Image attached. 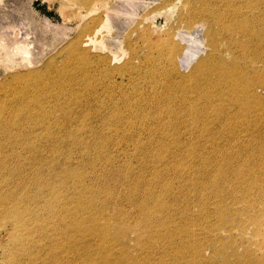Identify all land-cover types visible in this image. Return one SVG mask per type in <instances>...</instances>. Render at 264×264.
I'll use <instances>...</instances> for the list:
<instances>
[{
  "label": "bare ground",
  "instance_id": "bare-ground-1",
  "mask_svg": "<svg viewBox=\"0 0 264 264\" xmlns=\"http://www.w3.org/2000/svg\"><path fill=\"white\" fill-rule=\"evenodd\" d=\"M117 1L120 0H65V7H67L65 9H69L70 17L77 22L76 29L83 31L82 37L90 33L83 40L82 45L87 46L96 43L97 35L96 32H93L95 27L98 28L100 25L110 26L109 5ZM175 1L181 3V10L176 20L178 23L176 33L166 34L162 37L163 41L161 43H159V37L154 38L149 33H142L137 37L138 41L135 43V48L142 46L140 51H143V53H141V56L132 55L129 61V63L135 62L130 69H133L136 74L124 75L125 71L122 69L126 70L125 66L118 68L117 71L111 69L108 61L115 59V54L111 55L112 58L108 56L96 57L95 66L97 70L95 71H97L99 80H102V82L100 83L101 89L94 86V96L92 95V98L95 99L99 92L106 93V95H100L99 104H96L99 101L98 97L95 99V111L101 114L100 118L97 119L100 124H103L104 130L123 129L132 125V132L130 134L122 132L120 134L121 139L138 140L139 134H134V129L140 126L148 129L152 126L154 127V133H149V139L167 140L173 136L169 128L170 124L174 123L175 125H187L194 129L192 138L195 141L215 143L212 153L218 156L221 154L228 159L226 162L216 165V168L220 171V177L222 179L229 178L232 182L235 180L236 189L220 186V183H218L219 177L215 174L212 175L217 170L212 168L211 162L213 160L210 158V152L202 148L200 153L203 157L202 155L199 156L198 159L200 160L197 165L203 167V172H201L204 176L202 187L196 188L194 184L190 183L188 187H192L191 189L188 191L179 189V192H187L197 198L199 196L203 197L202 190L209 184L212 185L215 192V187H219L223 195L234 196L232 207H227L223 203L218 205L217 213H213L214 216H218V223L215 226L217 233L212 241L204 244V246L207 245L206 247H212L215 256H219L216 249L217 242L221 246L226 244V248L230 249V252L223 258V264H229L231 259H238L235 244L238 241L243 242L244 235L250 234L249 227L252 229V245L255 246L251 253L254 254L256 250L264 251V175L262 173L249 174L251 172L256 173L259 168L264 171V0ZM131 5L124 4V8H122L124 15L129 16L131 9H128V7H132ZM96 8L97 10H104L92 18L90 23L83 24L81 21L83 17L94 13ZM173 8L171 7L172 10ZM185 8L186 13L182 14ZM4 22L7 23L6 30L9 31L12 25L11 22L5 19L2 20L1 24ZM179 31L183 34H179ZM201 33L203 34L201 35ZM15 38V32L12 30L7 33V36L5 34V37L3 32L0 33V49L5 51L6 43L12 44ZM110 40L113 39L110 38ZM79 41L72 42L65 50L69 56H72L71 60L82 64L84 74H86L84 78H87L86 68H89L93 61L84 52L76 53V50L81 48ZM100 47H102L101 44ZM20 49V57L30 63L29 59L31 60L33 57L31 51L26 50L27 48ZM108 49L111 48L108 47ZM0 56L4 61L3 65H6L11 57L8 52ZM195 61L196 63L193 65ZM146 64L147 70L143 72L142 68ZM179 66H188V70L181 71ZM46 71L44 69L43 71L31 73L33 74L32 78H40L39 76ZM185 71H189L188 74H184ZM118 73L120 75L118 76L119 83H117L116 77L113 78L114 74ZM25 78H28V75L17 73L12 75L11 80L8 79V81L17 82L22 87ZM147 79H150L156 85V88L150 94L157 92L158 85L166 86V88L171 87V85L176 84L175 79L178 80L181 90L166 94L161 93L154 99H150L151 101L146 98L141 99L140 103L143 102L154 108L152 116L151 113L142 108V104H138V111L132 115L129 113L127 116L122 114L113 117L115 110H118L116 103L123 104L124 111L127 112V109L130 111L134 100L126 91L119 92L120 94L117 96L114 88L117 85H123L127 81L128 90H133V92L144 91L142 88ZM104 80H108L110 83L104 84ZM58 85L61 95L65 96L64 87L61 84ZM3 86L4 84H1L2 88ZM66 91L69 90L66 89ZM29 92V87L19 88L18 91L15 90L14 92V94L17 93L18 99L15 101L11 114L14 116L23 114V120L16 121L12 118L10 121L8 118H0V126H6L0 129V193L2 194H0V232L7 237V243L1 248L4 256L1 263L78 264L77 258L80 257H83V262L94 261L100 250L95 252L97 253L95 257H91L93 253L86 255L89 251H86L84 255L80 252L78 257V253L74 248L81 240V238H77V235L86 240H95L97 232L95 229H84L83 222L79 221L77 212L69 208V199L65 195L64 190L66 187L64 183L55 185L59 177L47 178L50 176L47 175L48 171L51 169L55 171V169L49 165L46 158L41 156L44 151L39 145L32 142V138L28 135L29 132L25 131L26 124L33 122L35 125L37 124L36 117H32L31 111L36 110L37 112V109L42 107L41 102H38V100L29 105L26 103L21 107L24 96H27ZM169 97H175L181 102L184 100L182 103L180 102L181 112L173 109L176 100ZM59 100L62 99L56 100L55 104ZM158 100L165 102L157 106L160 102ZM63 106L65 104L59 102L56 105L58 110L53 108L50 111L64 114L63 117H66L64 119L65 123L69 120L70 113L68 110L63 109ZM23 108H26V111ZM187 108H189V112L186 111ZM50 111L48 112L45 109L41 112V115L45 117L48 113H51ZM145 115H148V117L143 118ZM167 118H172V120L170 121ZM134 125L138 126L135 127ZM155 129H160L161 132L158 133ZM51 132L50 129L47 131V137L51 135ZM217 140L224 143V146L216 143ZM251 142L259 143L256 147L258 152H255V155L258 153L259 156L256 167H254V164H250V159L243 160L246 161L243 163L239 162L242 161L247 152L240 144L249 145ZM175 143L179 144V141H175ZM163 147L161 151L173 153L168 151L167 144L163 143ZM3 149L5 150L2 151ZM196 161L197 159L192 161L191 166L175 167L167 165L165 169L170 172V176L181 171L196 173L193 171ZM149 165L150 163L147 160L142 161L144 169L150 167ZM34 166L37 175L31 178L30 175L33 173ZM223 166H225L224 169ZM236 170L245 172L234 177L231 173L235 174ZM153 171L158 179L154 180V184L151 182L144 192L145 198L152 206L143 204L144 207H141V204L132 201L135 207H139L136 214L139 221L133 230L140 238L144 236L142 234V232L144 233L143 230H145V233H151L153 232L151 226L157 224L158 227L167 224L160 222V217H162L160 215L165 214L168 222L174 220V213L172 214L171 211V201L174 202L172 183L163 181L162 175L157 174V168H153ZM66 172L73 176L76 170L69 169ZM60 178L65 180L61 174ZM206 179L207 181H205ZM214 179H217V181H213ZM182 181L189 182L184 178H182ZM158 183H161L159 187L164 186L166 193L160 194L159 190L157 194L153 192L152 188H157ZM82 188L80 187L77 190L78 197L76 198L77 207L80 210L84 200ZM101 190L103 195L100 203L111 205L114 202L113 219H121L123 216L122 210L119 208V203L115 199L111 188L103 186ZM167 197L170 200L169 204L165 201ZM203 208L204 205L202 204L201 209L203 210ZM186 211H188V208H186ZM68 220L73 221V223L68 224ZM115 226L126 227L123 223L115 224ZM188 226L185 224V227H182V233L175 237L180 241L181 248L179 250H183L188 242L193 241L191 239L193 235L190 222ZM81 228L82 230H80ZM202 233L203 231H200L197 238ZM67 236L70 239H67ZM101 236L102 238H97L99 247L103 244L112 243L109 253L113 259L107 264H114L116 255L113 256L112 251L119 243L109 242L107 234L104 232ZM119 237H123L121 232L118 233L117 238L119 239ZM186 237L190 240L184 241L183 239ZM224 237L228 238L227 241H223ZM168 238H171V235L165 232L160 240H168L169 243H172L175 239ZM155 242L157 240L151 239L148 247L141 243L143 245L142 249L151 255L148 259H155L157 264H177L182 261V257H179V255L173 257L170 254L173 252V247L168 250L167 247H155ZM17 246L21 251L20 255L24 254L26 257L25 262L13 253ZM191 246L194 251L192 257H200L202 249H205L196 247L194 242L191 243ZM99 247L98 249H100ZM71 248L72 256L75 258L74 261L67 260ZM154 251L156 256H154ZM118 258L120 260L119 264H128L122 257L119 256ZM260 258L257 257L251 263H246L243 260L241 264H264V259ZM206 263L207 260L200 259L197 264Z\"/></svg>",
  "mask_w": 264,
  "mask_h": 264
},
{
  "label": "rangeland",
  "instance_id": "rangeland-1",
  "mask_svg": "<svg viewBox=\"0 0 264 264\" xmlns=\"http://www.w3.org/2000/svg\"><path fill=\"white\" fill-rule=\"evenodd\" d=\"M124 4H132V7H128V9H131L129 16L124 15L122 11ZM171 7H174L173 10ZM65 8H67L65 7V0H0V33L3 32V36L5 37V34L7 36V33L12 30L15 32L16 37L12 41V44L6 43V47H4L5 51L0 49L2 51L0 55L8 52L11 56L6 65H3L4 61L2 60V56H0V118H8L10 121L12 118L16 121L23 120V114L16 116L11 114L15 106V101L18 99L17 93L14 94V92L15 90L18 91L19 88L29 87L30 92L27 96H24L21 107L26 103L27 105L35 103L36 100L41 102L42 107L37 109V112L36 110L31 111L32 117H36L37 124L35 125L34 122L26 124L25 131L29 132L28 135L32 138V142H35L34 144L39 145L44 151L41 156L46 158L49 161V165L55 169V171L52 169L48 171L47 175L50 176L47 178L51 179L58 176L59 179L55 185L64 183L66 187L64 190L65 195L69 199V208L77 212L79 221L83 222L84 229H95L97 232L95 236L97 238H102L101 235L104 232L107 234V240L109 242L119 243L112 251L113 256L116 255L114 264L120 263L119 256L126 263L128 262V264H157L155 259H148L151 255L142 249L143 245L148 247L151 239L157 240L155 247H167V250L173 247V252L170 254L173 257L178 255L182 257V261L177 264H197L200 259L207 260L206 264H223V258L230 252V249L226 248V244H222L221 246L217 242L216 249L219 256L214 255L212 247H206L207 245L204 246V244L212 241L215 238L214 235L217 233L215 226L218 223V216H214L213 213H217L218 205L223 203L227 207H232L234 196L223 195L221 189L215 187L217 194L212 189V185L209 184L202 190L203 197L199 196L198 198L187 192H179V189L188 191L192 188L188 187L190 183L194 184L196 188L202 187L204 176L201 172H203V167L197 166L200 160L198 158L202 155L200 153L202 148L210 152V158L213 160L211 162L212 168L213 170H217L212 175L215 174L219 177L218 183H220V186L222 188L228 186L236 189V185H234L236 184L235 180L232 182L229 178L222 179L220 177V171L216 168V165H219L218 163H224L228 159L221 154L218 156L212 153V148L215 143L195 141L192 138L194 129L187 125H175L171 123L169 131L173 136L167 140L149 139V133H154V127L152 126L148 127V129L142 126L134 129V134H139L138 140L129 141L121 139L120 134L122 132L128 134L132 132V125L123 129L115 128L112 130H104L103 124H100L97 119L100 118L101 114L95 111V99L98 97L99 101L96 104H99L100 95H106V93L99 92V95L95 99L94 97L92 98L94 86L97 89H101L100 83L102 82V80H99L97 71H95L97 70L95 66L96 57L108 56L112 58L111 55L115 54L116 58L108 61L111 69L117 71L118 68L120 69L125 66L127 69H122L125 71L124 75L136 74L133 69H130L135 62L129 63V61L132 55L141 56V53H143V51H140L142 46L135 48V43L138 41L137 37L142 33H149L154 38L159 37V43H161L163 36L176 33V28L178 27L176 20L181 10V3L175 0H120L112 3L108 9V14L111 16L110 26L105 27L104 25H100L98 28L95 27L93 32H96L97 35L96 43L87 46L82 45V42L90 33L82 37L83 31L76 29L77 22L70 17L69 9ZM102 10L104 9L97 10L96 8L94 13L89 16H84L81 21L83 24L90 23L91 19L96 17ZM185 13L186 8L182 14ZM5 19H8L12 24L10 27L11 30L9 28V31L6 30V22L1 24L2 20L4 21ZM16 33L19 34L16 35ZM179 34L183 33L180 32ZM110 38L113 40H110ZM78 41L81 48L76 50V53L84 52L93 61L89 65V68H86L88 72L87 78H84L86 74H84L82 64L71 60L72 56H69L65 50L72 42ZM100 44L102 47H100ZM13 45L14 47H12ZM19 46L20 48H27L26 50L31 51L33 57L31 60L29 59L30 63L20 57L21 49ZM108 47L111 49H108ZM195 63L196 61L193 65ZM146 67L147 64L142 68L143 72L147 70ZM187 67H180V70H188ZM44 69L47 71L40 75V78H32L33 74L31 73L40 70L43 71ZM188 72L185 71L184 74H188ZM17 73L25 76L28 75V78L24 79L25 82L22 83V87H20L19 83L10 81V77ZM118 76H120L119 73L114 74L113 77H116L117 83L120 82ZM8 79L10 80L8 81ZM175 81H177L176 84L171 85L169 88L158 85L157 92L154 94H150V92L156 88V85L150 79H147L146 83H144L145 85L142 88L144 91L139 92L136 90V92L128 90V86H126L127 81L123 85H117L114 88L117 96L122 91H126L134 100L131 104L130 111L127 109V112L124 111L123 104L116 103L118 110H115L112 116L117 117V115L120 116L122 114L127 116L129 113L132 115L138 111V104H142V108L151 113L152 116L154 108L149 107L143 102L140 103L142 101L141 99L146 98L148 101H151L150 99H154L161 93L166 94L180 91L178 80L175 79ZM109 83L108 80H104V84ZM1 84H4L3 88ZM58 84L64 87L63 92L66 93L65 96L61 95ZM66 89L69 91L67 92ZM169 98L176 100L173 109L181 112V103L184 100L181 102V100L175 97ZM58 99L62 100H59L57 103L61 102L63 105L65 104L63 109L68 110L70 113L68 118L70 121L68 120L64 123V119L66 118L63 117L65 116L64 114L50 111L53 108L58 110V107H56L57 103L55 104ZM163 102L165 101H160L157 106L162 105ZM23 109L26 111V108ZM45 109L51 113L43 117L41 112ZM186 111L189 112V108ZM146 117L148 115H145L143 118ZM167 119L172 120V118ZM134 126L137 127L138 125ZM5 127V125H2L0 129ZM48 128L52 132L47 137ZM155 130L158 133L161 132L160 129ZM175 137L181 138L182 140L176 139ZM183 140L192 142L187 143ZM175 141H179V144H176ZM73 143H77L79 146ZM163 143L167 144V147H169L168 151H172L173 153L161 151L164 148ZM216 143L224 146V143H221L219 140ZM240 145L247 152L245 153L246 156L239 162L243 163L246 162L243 160L250 159V164H254V167H256L259 156L258 153L255 155V152H258L256 147L259 143L251 142L249 145ZM207 156L209 155L207 154ZM195 159L197 161L194 164L193 171L196 173L181 171L170 176V172L165 169L167 165H173L175 167L191 166L193 164L191 162ZM143 160H147L150 163V167L144 169L142 166ZM153 168L158 169L157 174L160 173L162 175L163 181H170L172 183L174 202L171 201V211L172 214L174 213V220H169L171 222H168L165 214H159L162 216L160 217V222L167 224L158 227L157 224L151 226L153 229L151 233H145V230H143L144 233L142 232V234L144 236L140 238L133 230L139 221V217L136 218L139 207H135L132 201L141 204V207H144L143 204L145 206H152L145 198L144 192L145 188L151 182L154 184V180L158 179ZM224 168L225 166H223ZM69 169L76 170L73 176L66 172ZM243 172L245 171L236 170L235 174L230 173L235 177L236 175H241ZM58 173L65 180H62ZM261 173L264 175V171L259 168L256 173L251 172L249 174L255 175ZM36 175L37 171L34 166L33 173L30 177L34 178ZM182 178L189 180V182L182 181ZM215 180L217 181V179L213 181ZM160 185L161 183H158L157 188H152L155 194H157L158 190L160 194L166 193L164 186L159 187ZM103 186L111 188L115 199L119 203V208L122 210L123 216L121 219H113L115 212L114 202L111 205L100 203L102 201L101 197L103 193L101 188ZM80 187H83L82 191L84 195L81 210L77 207L78 204L76 202V198L78 197L77 190ZM165 201L166 203H170L169 197L165 198ZM202 204L204 205L203 210L201 209ZM186 208H188V211H186ZM67 222L68 224L73 223L71 220ZM189 222L193 235V237L191 236L192 242L195 243L196 247H200V249L205 248L202 249L203 255L201 254L200 257L191 256L194 253L191 248V241L186 244L183 250H179L181 248L180 241L175 238L182 233V227H185V224L189 227ZM119 223H123L126 227L115 226V224L119 225ZM200 231H203V233L197 238V234ZM120 232L123 234V237H119L118 239V233ZM165 232H168L171 238H175L172 243H169L168 240H160L162 239V234ZM249 232V235H244L243 242L238 241L235 244L238 259H231L229 264H241L243 260L246 263H251L257 257L264 259V251L256 250L254 254L253 252L251 253L255 246L252 245L253 238L250 227ZM77 238H81L80 242L77 243L76 248L72 247L77 251L78 257L80 252L84 255L86 251H89L86 255L93 253L91 257H95L97 255L95 252L100 250L94 261L83 262V257H80L79 259L77 258L78 264H107L112 261L113 257L109 253L112 243L103 244L99 247V240L97 238L95 240H86L79 235H77ZM67 239H70L69 236H67ZM187 239L190 240L187 237L183 240L186 241ZM227 239L224 237L223 241H227ZM6 243V235L0 232V264H2V257H4L1 248ZM18 248L17 246L13 250V253L25 262L26 257L24 254L20 255L21 251ZM151 251L153 252V250ZM69 252L70 254L67 260L74 261L75 258L72 256V248ZM154 256H156L155 251Z\"/></svg>",
  "mask_w": 264,
  "mask_h": 264
}]
</instances>
